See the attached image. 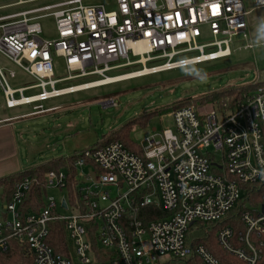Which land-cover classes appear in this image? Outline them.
<instances>
[{"label": "built area", "instance_id": "built-area-1", "mask_svg": "<svg viewBox=\"0 0 264 264\" xmlns=\"http://www.w3.org/2000/svg\"><path fill=\"white\" fill-rule=\"evenodd\" d=\"M83 2L65 0L0 17V54L36 81L14 89L0 66L8 108L77 92L79 85L56 88L68 80H103L120 68L145 70L161 61L149 68L155 74L183 69L184 59L195 66L229 57L236 38L249 39L251 13L264 9V0H114L115 9ZM46 11L55 19L56 39L41 37L39 20L46 15L29 17ZM55 57L65 60L68 77L55 79ZM9 77L16 73L9 70ZM32 89L41 92L24 95ZM205 108L190 102L172 110V126L154 128L138 144L140 151L115 140L78 152L73 176L63 170L44 174L43 206L35 213L20 209L30 178L15 184L8 201L0 191V251L17 238L28 246L33 264H223L194 239L192 228L204 224L221 226L217 241L226 253L257 264L264 232V86L233 107L223 102ZM50 190H64L67 197L57 203ZM247 193L248 209L238 222L222 226ZM56 223L66 254L50 243Z\"/></svg>", "mask_w": 264, "mask_h": 264}, {"label": "rangeland", "instance_id": "rangeland-1", "mask_svg": "<svg viewBox=\"0 0 264 264\" xmlns=\"http://www.w3.org/2000/svg\"><path fill=\"white\" fill-rule=\"evenodd\" d=\"M19 0H0V17L29 11L46 5L65 0H24V4L16 5ZM247 1V0H246ZM104 3L110 9H115L114 0H84L83 4L90 6ZM53 11V10H52ZM52 11L35 13L29 17L46 15L39 20L46 40L56 39L58 32ZM264 18V9L254 10L248 21L250 25L249 39L236 38L232 45V55L215 61L195 65L204 69L208 78L204 82L187 75L183 69L148 74L138 78L112 83L106 86L80 90L53 98L45 102L20 106L9 109L6 106L4 93L0 88V118L18 116L35 111L34 107L42 105L43 109L59 106V110L37 114L11 124V134L15 138L19 172L35 169L48 164L54 159L69 157L76 152L94 148L114 131L120 129L126 122L145 114L163 110L184 102H194L197 107L202 105L211 108L212 101L206 99L209 94L244 86L257 82H264V46L254 44L255 29L259 21ZM210 38H202L201 43H208ZM190 56V55H189ZM161 64L153 62L146 65ZM0 66L5 68V74L10 86L14 89L28 87L36 81L25 71L10 62L0 54ZM142 65L120 68L109 72L108 77H115L132 71L141 70ZM9 70L16 73V78L9 77ZM55 79L69 76L65 60L55 57L53 61ZM100 76L68 80L56 86L57 89L77 86L97 81ZM40 89H32L24 93L32 96L40 93ZM16 97H19L17 95ZM114 99L116 107H104L102 102ZM169 113L153 116L146 127L135 126L131 139L140 144L144 138L154 131H161L171 127ZM146 144V143H144ZM48 197L60 202L67 197L66 191L50 190ZM167 261L164 260V263Z\"/></svg>", "mask_w": 264, "mask_h": 264}, {"label": "trees", "instance_id": "trees-1", "mask_svg": "<svg viewBox=\"0 0 264 264\" xmlns=\"http://www.w3.org/2000/svg\"><path fill=\"white\" fill-rule=\"evenodd\" d=\"M263 86L264 82H257L244 86L234 87L228 90H222L209 94L208 96H206V99L212 101V107H215L217 104L223 102H228L229 105L233 107L239 101L244 100L245 96L257 91ZM189 103L190 102H184L172 105L171 107L163 110L162 112L156 111L128 121L120 129L114 131L109 136L105 137L103 141L98 142L94 147L104 146L111 141L119 140L123 142L128 148L135 151H140V147L138 146V144L133 142V140L131 139V134L135 126L139 125L141 127H146L153 116L158 115L159 113L162 114L163 112L170 113L172 110L178 109L179 107L185 106ZM198 106L202 107V105ZM77 154L78 152L69 157H61L59 159H54L48 164L39 166L35 169L18 172L13 175L1 178L0 191L3 192L4 200L8 201L10 199V194L12 193V190L14 189V186L18 181L28 177L32 181L31 188L30 191L27 193L22 206H20V209L23 210L25 214L37 212L43 206V196L45 192L44 174L52 170H63L73 176L75 172L73 164L75 159L77 158ZM249 188L251 187H248V189ZM251 189H249V192H251ZM72 192L73 191L71 189V193ZM251 199L252 198L248 196V193L245 194L240 200V202L237 204V206L228 214L226 218L223 219L220 224H222V226H227L230 223L238 222L242 211L248 209L247 205L249 204V202H251ZM253 200L255 201L254 204L258 203L257 199ZM220 228L221 226L218 227L213 225L195 224L194 228H192L194 239L197 244H201L207 247L212 252V254L216 258H218L223 264H244L237 257L226 253L220 247L217 241V233ZM52 231L53 236L50 240L52 247H54L56 252L66 254V244L62 234L61 223H56L55 225H53ZM257 241L258 240H256V243ZM257 244H261V259L258 261L257 264H264V232L261 235ZM33 263L34 256L29 252L28 246L17 238L11 239L10 248L7 251H0V264ZM164 264H191V261L173 259L168 260Z\"/></svg>", "mask_w": 264, "mask_h": 264}, {"label": "crops", "instance_id": "crops-1", "mask_svg": "<svg viewBox=\"0 0 264 264\" xmlns=\"http://www.w3.org/2000/svg\"><path fill=\"white\" fill-rule=\"evenodd\" d=\"M15 72V71H14ZM27 74V73H26ZM33 86V85H32ZM29 87V86H28ZM25 88V87H21ZM18 89V88H16ZM26 106V105H25ZM39 106V105H38ZM20 107V106H18ZM37 107V106H35ZM35 109L30 113L18 115V116H8L5 118H0V179L18 173V155L15 147V138L11 134V124L15 121L28 118L37 114H44L59 110V106L50 107L47 109ZM8 108V107H7ZM17 108V107H15ZM11 109V108H9ZM14 109V108H12ZM18 119V120H16Z\"/></svg>", "mask_w": 264, "mask_h": 264}, {"label": "clouds", "instance_id": "clouds-1", "mask_svg": "<svg viewBox=\"0 0 264 264\" xmlns=\"http://www.w3.org/2000/svg\"><path fill=\"white\" fill-rule=\"evenodd\" d=\"M253 42L256 46H264V18H262L256 26ZM179 63L187 75L192 76L200 82L207 80L208 74L204 69L197 68L187 59L181 60Z\"/></svg>", "mask_w": 264, "mask_h": 264}, {"label": "bare ground", "instance_id": "bare-ground-1", "mask_svg": "<svg viewBox=\"0 0 264 264\" xmlns=\"http://www.w3.org/2000/svg\"><path fill=\"white\" fill-rule=\"evenodd\" d=\"M149 73H150L149 68H146L145 70L142 69L141 71H138V72H132L129 74L116 76V77H108L107 79L98 80L95 82L88 83V85H86V84L79 85V86L74 88V91L75 90L80 91V90H84V89L94 88V87H97L99 85L112 84V83L121 82L124 80L134 79V78H138L140 76H144V75L149 74ZM97 82H99V83H97ZM66 92H68V91H66Z\"/></svg>", "mask_w": 264, "mask_h": 264}]
</instances>
